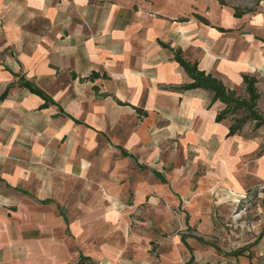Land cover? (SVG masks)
Returning a JSON list of instances; mask_svg holds the SVG:
<instances>
[{
	"label": "crops",
	"instance_id": "crops-1",
	"mask_svg": "<svg viewBox=\"0 0 264 264\" xmlns=\"http://www.w3.org/2000/svg\"><path fill=\"white\" fill-rule=\"evenodd\" d=\"M209 10L195 0H0L1 264H77L81 254L98 264H264V201L238 252L182 233L158 255L131 227L162 200L200 210L209 195L238 204L264 186V126L229 135L232 118L216 121L225 104L182 89L192 79L160 43L232 89L256 76L264 115V15L240 22L219 2ZM22 80L55 104L41 108ZM241 212L235 227L250 221ZM201 216L194 224L185 212L188 229H219Z\"/></svg>",
	"mask_w": 264,
	"mask_h": 264
},
{
	"label": "rangeland",
	"instance_id": "rangeland-1",
	"mask_svg": "<svg viewBox=\"0 0 264 264\" xmlns=\"http://www.w3.org/2000/svg\"><path fill=\"white\" fill-rule=\"evenodd\" d=\"M216 1L220 3V0ZM216 1L211 4L212 0H195L198 4H201V2L207 4V8L210 9L209 13L216 9ZM222 1L224 4L220 3L221 5L230 7L233 10L238 8L243 13L241 16H236L240 22L246 14L249 16H257L258 14L264 15V0ZM192 7L197 10L194 4ZM232 198L234 199V197H231V199L222 203L224 205H216L217 199L215 196L209 195L204 200V208L200 210L193 209L195 204L189 209L169 208L167 202L162 200L159 208L144 210L141 219H138V221L142 220L144 223L133 220L131 227L133 230L142 231L143 236L151 237L150 240H145L144 243L149 245L152 252H159L158 255L160 252H172L176 235L182 233H184L185 236L196 238L200 243L204 244L205 247L211 246L219 252H238V250L234 248L237 247L238 243L245 242L246 239L243 238L247 237L251 232L248 230V227L251 226L253 222H259L260 215L255 214L260 212L258 210L263 206L264 196L262 195V198H255L238 204H234ZM239 210L242 211L240 218L243 219L245 216H250V221H246L241 227H235L236 223L234 222L240 220L236 217V212ZM185 212L190 213L192 223H194L195 212L198 214L202 213V216L199 217L200 220L203 219L204 215L210 216L214 223L218 222V224H220L218 226L219 229L213 231L212 234L200 235L196 225H194L192 229H188L187 223H185ZM133 216L136 217V215ZM3 244H6V242ZM0 252H6V250L2 248Z\"/></svg>",
	"mask_w": 264,
	"mask_h": 264
},
{
	"label": "trees",
	"instance_id": "trees-1",
	"mask_svg": "<svg viewBox=\"0 0 264 264\" xmlns=\"http://www.w3.org/2000/svg\"><path fill=\"white\" fill-rule=\"evenodd\" d=\"M221 4H224L220 0ZM243 13L236 8L235 16H241ZM202 22L209 24V21L200 16L196 15ZM221 31H227L220 28ZM166 48L171 49L174 52L175 60L185 69V71L191 77V82L182 86V89H197L201 88L208 90L212 93V103L221 101L225 104V109L220 111L216 116V121L220 122L228 117L232 118V124L230 126L229 135H233L243 129V127L249 121H255V128L264 126V115L258 110V101L260 99V92L257 87L258 78L254 75L245 74L244 91L232 89L228 87L224 81L215 76L213 73L207 72L199 68L198 61H191L184 56L181 48H173L170 44L160 42ZM100 73L94 72L91 78L99 77ZM20 86L28 88L32 93L39 95L45 100L41 108L48 107L49 103L55 104L51 97H49L42 89L34 85L29 81L22 80ZM11 87H8L2 94L1 98L4 99ZM139 110V109H138ZM140 111V110H139ZM240 253H237V255ZM77 264H98L92 257L81 254ZM195 264V263H187Z\"/></svg>",
	"mask_w": 264,
	"mask_h": 264
},
{
	"label": "built area",
	"instance_id": "built-area-1",
	"mask_svg": "<svg viewBox=\"0 0 264 264\" xmlns=\"http://www.w3.org/2000/svg\"><path fill=\"white\" fill-rule=\"evenodd\" d=\"M262 193H264V186H261L260 190L254 193L249 192V193L240 195L238 202L242 203V202H247L248 200H252L255 198H260V197L262 198V195H261Z\"/></svg>",
	"mask_w": 264,
	"mask_h": 264
}]
</instances>
